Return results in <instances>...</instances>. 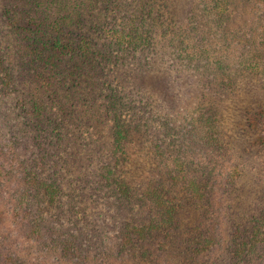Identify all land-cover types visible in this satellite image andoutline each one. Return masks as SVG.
<instances>
[{"label": "trees", "instance_id": "16d2710c", "mask_svg": "<svg viewBox=\"0 0 264 264\" xmlns=\"http://www.w3.org/2000/svg\"><path fill=\"white\" fill-rule=\"evenodd\" d=\"M198 4L0 0V264H264V170L248 205L223 119L254 102L264 160V0ZM142 68L198 77L197 100L171 112Z\"/></svg>", "mask_w": 264, "mask_h": 264}, {"label": "rangeland", "instance_id": "374dc122", "mask_svg": "<svg viewBox=\"0 0 264 264\" xmlns=\"http://www.w3.org/2000/svg\"><path fill=\"white\" fill-rule=\"evenodd\" d=\"M169 13L176 23H184L191 12H201L198 0H165ZM248 6L238 7L234 10V21L232 20L231 27H248L255 13L254 6L248 3ZM194 10V11H193ZM194 14V13H193ZM197 16V15H196ZM138 71V70H137ZM195 74V73H194ZM197 75V74H195ZM136 83L147 92L149 95L165 100L170 107V111L179 113L183 108L191 107L197 100L198 77L183 71L171 70L160 73L156 70L139 69L135 75ZM250 97L255 98L257 89L250 85ZM241 89L244 87L241 84ZM254 102L249 101L248 104L229 105L225 110V123L227 129L230 130L232 136L230 146L234 148V160L240 166L241 175L238 180V188L241 199L244 198L246 203L253 204V199L250 200V194L256 193L255 188L259 179L256 174H262L264 170V160L255 149H250L251 139L246 131L241 130L245 123V109L251 106ZM0 116L4 114L0 112ZM242 125V126H241ZM247 206V204H246Z\"/></svg>", "mask_w": 264, "mask_h": 264}]
</instances>
